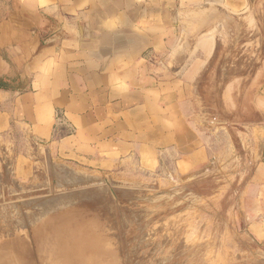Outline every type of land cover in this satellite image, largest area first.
I'll list each match as a JSON object with an SVG mask.
<instances>
[{
    "label": "rangeland",
    "instance_id": "obj_1",
    "mask_svg": "<svg viewBox=\"0 0 264 264\" xmlns=\"http://www.w3.org/2000/svg\"><path fill=\"white\" fill-rule=\"evenodd\" d=\"M219 12L188 33L206 47L191 96L203 154L162 151L155 163L112 167L60 160L44 147L26 171L16 142L0 157V264L72 254L86 264H264L262 219L250 216L245 189L255 161L241 130L264 109V0ZM251 137L256 154L261 133Z\"/></svg>",
    "mask_w": 264,
    "mask_h": 264
},
{
    "label": "crops",
    "instance_id": "obj_2",
    "mask_svg": "<svg viewBox=\"0 0 264 264\" xmlns=\"http://www.w3.org/2000/svg\"><path fill=\"white\" fill-rule=\"evenodd\" d=\"M261 1L0 0V77L14 84L0 88V157L16 142L26 171L44 147L112 167L155 163L162 151L203 154L191 96L206 47L188 33L219 9ZM259 119L241 130L255 161L249 214L264 235V109Z\"/></svg>",
    "mask_w": 264,
    "mask_h": 264
},
{
    "label": "bare ground",
    "instance_id": "obj_3",
    "mask_svg": "<svg viewBox=\"0 0 264 264\" xmlns=\"http://www.w3.org/2000/svg\"><path fill=\"white\" fill-rule=\"evenodd\" d=\"M62 170V169H61ZM72 170V169H71ZM72 171H74V170H72ZM76 172V171H75ZM66 173V172H65ZM66 174H68V173H66ZM71 174H73V173H71ZM59 175V174H58ZM69 175V176H68ZM67 176H68V178H72V176L70 175V174H68ZM61 176V175H60ZM63 176V175H62ZM71 176V177H70ZM74 176V175H73ZM78 176V175H77ZM77 176H75L76 178H77ZM79 176H81V175H79ZM79 176H78V180H79ZM83 176V175H82ZM81 176V177H82ZM75 177H73L74 179H75ZM84 178V177H83ZM67 179V178H66ZM66 179H64V180H66ZM81 179V178H80ZM68 180V179H67ZM67 180H66V182H67ZM73 180V179H72ZM77 180V179H76ZM75 180V181H76ZM74 182V181H73ZM69 183V182H68ZM30 246H32V245H30ZM71 257L72 258H74V259H69V260H61V261H58V262H56L55 260V258H52V259H50L49 261H48V259L45 261V260H42V259H40V258H38V259H32V261H26L27 259L26 258H24L22 261H20V263L19 264H86V261L83 259V258H79V257H77L75 254H72L71 255ZM70 257V258H71ZM28 258V260H29V257H27ZM46 259V258H45ZM41 260V261H40ZM58 260V259H57Z\"/></svg>",
    "mask_w": 264,
    "mask_h": 264
},
{
    "label": "water",
    "instance_id": "obj_4",
    "mask_svg": "<svg viewBox=\"0 0 264 264\" xmlns=\"http://www.w3.org/2000/svg\"><path fill=\"white\" fill-rule=\"evenodd\" d=\"M8 83L9 82H8V80L5 77H0V86L9 87L10 85H14L12 82H11L12 84L11 83L8 84ZM11 87H13V86H11ZM90 182L91 181H89V182H81V183H79L77 185H73L72 187L73 188H77V187L88 186V185L91 184ZM66 188H67V186L57 187V186L53 185L52 186V191H53V193H55V192H58V191H64V190H66ZM45 192H46V190H43V189L42 190H33V191L28 192L26 194L22 193V194H20L19 196L15 197V198H18V197H29V196H34V195L45 193ZM10 198H12V195L7 196V191H6V199H10Z\"/></svg>",
    "mask_w": 264,
    "mask_h": 264
},
{
    "label": "trees",
    "instance_id": "obj_5",
    "mask_svg": "<svg viewBox=\"0 0 264 264\" xmlns=\"http://www.w3.org/2000/svg\"><path fill=\"white\" fill-rule=\"evenodd\" d=\"M0 88H5V87H3V86H0Z\"/></svg>",
    "mask_w": 264,
    "mask_h": 264
}]
</instances>
